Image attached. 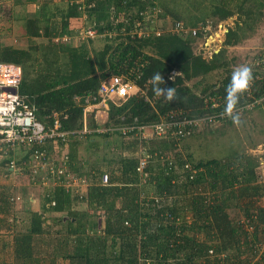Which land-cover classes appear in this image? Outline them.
Returning <instances> with one entry per match:
<instances>
[{
	"label": "trees",
	"instance_id": "obj_1",
	"mask_svg": "<svg viewBox=\"0 0 264 264\" xmlns=\"http://www.w3.org/2000/svg\"><path fill=\"white\" fill-rule=\"evenodd\" d=\"M63 1L65 7L53 0H13V4L36 5L33 13L15 18L22 21L28 37L44 36L49 42L38 46L40 50L30 51L0 41V62L21 67L18 92L34 106L37 119L50 125L52 114L57 113L62 129L67 130H77L82 125V107L76 95L94 94L112 73L128 75L135 89L120 104L110 103L108 119L103 123L111 128L125 126L128 131L121 134L111 129L99 133L105 139L115 133L128 139L112 145L119 150L115 153L117 169L109 166L106 183L100 180L102 162L94 163L87 171L79 166L81 142L75 135L65 141L51 139L21 145L20 156L18 149L0 152L3 174L8 172L12 157L20 165L34 149L57 156L65 151L69 169L88 182L85 189L77 192L59 184L50 187L44 194L42 211H31L24 220L26 224L13 235L12 263L64 264L66 260L67 264H264V167L258 155L245 146L235 147L240 140L227 139L230 129L238 139L251 137L246 117L251 111H259L264 117V102L242 113L239 109L264 94V78L255 77L264 69L256 64L257 57L253 66L248 65L253 80L251 95H246V90L241 92L233 108L229 103L233 70L226 53V46L241 42L245 28L264 15V1L87 0L82 8L73 0ZM8 9L7 3L1 1L0 17ZM235 12L240 17L245 15V26L229 28L223 47L209 58L196 52L197 38L209 33L202 27L216 26ZM85 16L99 31H107L106 39L117 40L95 51V57L85 44L74 47L53 40L64 33L76 34ZM142 28V35L137 34ZM34 52H40V57ZM61 57H65L64 63H60ZM213 71L223 75L208 82L207 75ZM157 72L163 76L165 87H174L172 100L155 93L152 77ZM195 78L199 81L189 86L187 82ZM241 115L246 132L243 138L242 132L233 127V117ZM210 116L213 120H208ZM194 120H198L197 124ZM211 121L219 122V126L211 128ZM160 122L165 124V133H155L150 140L135 136L140 126L154 129ZM89 125L97 126L93 117ZM257 131L264 133V128L257 125ZM207 132L220 138L227 136L222 145L230 150L221 156L195 158L190 139H204ZM254 141L250 144H259ZM90 146L97 148L99 143L91 140ZM141 148L149 155L142 175L137 171L136 155ZM123 150L130 154L124 156ZM21 171L29 184L42 183L41 176L31 168L23 167ZM13 196L9 186L0 187V232L8 231L10 216L13 220ZM84 201L92 213L76 207ZM44 211L66 213L56 218V225L65 227L64 231L51 226ZM91 216H102L103 233ZM92 229L94 234L90 236ZM4 247L0 245V264H8Z\"/></svg>",
	"mask_w": 264,
	"mask_h": 264
},
{
	"label": "rangeland",
	"instance_id": "obj_2",
	"mask_svg": "<svg viewBox=\"0 0 264 264\" xmlns=\"http://www.w3.org/2000/svg\"><path fill=\"white\" fill-rule=\"evenodd\" d=\"M55 1V0H54ZM58 2H55L59 6L65 7V1L63 0H56ZM208 1V0H207ZM264 1V0H263ZM70 2V0H69ZM87 0H83L84 6H86ZM1 3V2H0ZM7 6L9 9L2 14L4 16L0 17V41L5 44V45H12L18 48H24V49H29L30 51H37L40 50V45H47L49 42V39L47 37L41 36V37H28L25 33V28L23 26V23L21 20L16 19L15 17L24 15L26 13H33L34 10L37 8L34 5L31 4H25V5H18V4H13V0H8L7 1ZM11 7V8H10ZM84 16V15H83ZM13 18V19H12ZM244 18L245 15L243 14L241 17L240 15L235 12L233 15L220 20L217 25L212 26L211 24L209 25V33L206 35H200L197 38V43L195 44V51H201V54L205 58H209L212 54V52H217L219 51L223 45L222 42L225 38V34L228 31L229 28H235L236 24L239 25H244ZM93 23L89 20L88 16L84 18V22L82 27L78 29L77 34H66L64 33L60 37H53V40L55 42H59L61 40L63 44H67L69 46H79L82 44H85L86 47L89 49L90 55L92 57H95V51H98L102 49V47L107 44V43H112L115 44L117 40L111 41L106 39L105 35L107 31H99ZM92 30V33L94 34L93 37H90L89 34L86 36H83L79 32L85 33L86 30ZM245 34L244 36L241 37V42L232 45V46H226V53L228 58L231 61L232 65V70L233 72L239 68L242 65L246 66H253L254 59L258 57V55L264 53V15L260 17L250 28H245ZM115 33V32H114ZM113 33V35H115ZM92 34V35H93ZM37 47V48H35ZM201 48V50L199 49ZM34 55L37 57H40V52H34ZM65 57L60 58V63H64ZM230 65V67H231ZM21 68V67H20ZM223 73L221 71H213L210 74L207 75V81H217L220 77H222ZM22 77V69H21V76L20 80ZM199 78L192 79L191 81H188V85L192 86L193 84L197 83ZM199 85V84H198ZM196 92H199V88H195ZM247 107H250L249 104L245 108H239L241 113L243 112V109H246ZM253 107V106H252ZM98 112V122L99 124L104 122L105 119H108V111L106 109H100V107L97 110ZM248 113V112H247ZM245 114V113H244ZM243 115V114H242ZM242 115L238 118V122L233 126L235 127L236 131H239L241 136L243 135L244 132V124L242 126ZM249 120L248 126L251 131V137L248 138H243V140L238 139L235 135L237 134L234 130H229L227 136H222L223 138H227L230 140H240V144H236V148L240 149L243 146L247 148V151L250 153H253L255 155H258L260 162L262 164V167H264V133H260L257 131V125L260 127L264 128V117L260 114L259 111H251L249 114L246 116ZM246 120V118H245ZM251 120V121H250ZM213 122V121H211ZM201 123V122H200ZM219 122H213L212 124H209L211 128L218 127ZM256 123V125H255ZM100 124V125H101ZM206 125V123H203ZM202 124V125H203ZM201 125V126H202ZM255 126V127H254ZM101 128H105V125L99 126ZM232 128V127H231ZM148 131V130H146ZM238 132V133H239ZM147 139H150L149 134L151 132H145ZM246 133V132H244ZM118 134V133H117ZM116 133L113 134V136H110V138L105 139L103 135L99 134H90L88 136H75L78 141L81 142V146L79 147V160L78 164L81 166L82 170H88L91 165H93L96 162L101 163V170L103 171V174L110 173L109 172V166H113L115 169H117V163H116V154L119 153V150L113 149L112 145L114 146L116 143H120L121 140H126L128 138H121V136L117 135ZM207 135V136H206ZM205 138L203 139L202 136H196L194 138L190 139V145H191V151L195 155V158H201V157H209L210 155L213 156H221L222 154H226L230 149L228 147L224 148V145H222V142L224 141L223 138H220L219 136H216L213 133H208L206 134ZM238 136V135H237ZM216 137H219L218 139ZM223 139V140H221ZM94 140L97 143H99V147L93 148L90 146V141ZM253 140L259 141V144L251 145L250 142ZM253 143V142H252ZM189 145V148H190ZM209 147H211L210 152H209ZM185 148V147H184ZM183 148V149H184ZM186 150V149H185ZM64 151V150H63ZM17 155L20 156L22 152L18 149ZM65 152V151H64ZM123 152L122 154L124 156L129 155L130 153L128 151H121ZM16 155V156H17ZM138 155V153L136 154ZM1 158L3 156H0ZM57 157V155H50V160L52 161V158ZM103 158H106L107 160L103 161ZM58 161H54L56 164ZM51 164V163H50ZM4 167V166H3ZM66 167L69 169V165H66ZM3 170V168H2ZM71 172L72 170L69 169ZM118 171V170H114ZM91 174L93 171H91ZM35 173H38L37 176H45V171L40 169L37 170ZM94 173L95 170H94ZM2 174V173H1ZM6 173L3 174V176H0V187H8L9 189L11 188L14 192V198H15V206L13 208V222L11 221V216L8 220L9 222V228L8 231L0 232V245L4 244L6 247H4V258L5 261L8 264H13L12 262L14 261V238L13 235L21 230L22 226L26 224V217L31 211H42V206L44 202V194L51 189V181L43 180L41 184L36 183L29 184V180H26L27 178L21 175L20 173H10V175H7ZM100 176V179L102 177ZM22 177V178H21ZM26 178V179H23ZM33 177V176H31ZM30 179V178H29ZM32 179V178H31ZM41 179V177H40ZM26 181V182H25ZM86 184V185H85ZM88 182H84L82 184V189H85L87 187ZM76 207H79V209L83 210H88L90 213H92V209H88L86 205V201L83 202V204L78 203ZM44 214L49 217L48 221L51 223V226H54L55 228H61L62 231H64L63 226L56 225V218L57 217H63L66 216V213H61V212H55L53 213L52 211H44ZM231 214H233V211L231 210ZM90 218L98 221L99 227L102 232V227H103V218L100 216L97 219V216H91ZM25 220V221H24ZM97 228V231H98ZM60 230V231H61ZM95 230V229H94ZM93 229L88 232V234L93 235L94 231ZM64 264H67V261H63Z\"/></svg>",
	"mask_w": 264,
	"mask_h": 264
},
{
	"label": "built area",
	"instance_id": "obj_3",
	"mask_svg": "<svg viewBox=\"0 0 264 264\" xmlns=\"http://www.w3.org/2000/svg\"><path fill=\"white\" fill-rule=\"evenodd\" d=\"M73 1L80 4V8L84 6L83 0ZM202 28L204 31L209 30V25L203 26ZM195 31L194 29L192 32L195 33ZM77 33L78 32H76V34ZM79 33L83 36L88 34L90 37L94 36L90 29L86 30L85 33L81 31ZM142 33L143 28L139 29L137 34L142 35ZM257 58L258 61H256V64H261V68L264 69V53L258 55ZM20 76V66L12 63L0 62V152L16 151L21 145L40 144L51 139H61V141H65L70 135L86 137L94 132L99 134L111 129L121 134H125L128 131L125 126H116L113 128L105 127L100 129V127L92 128L89 125V118H96L99 107L100 109H106L108 111L111 102L120 104L135 89L134 82L128 75L112 73L100 83L94 94L92 93L84 96L76 95L74 97L75 100L80 103L83 114L82 125L77 130L62 129L57 113L52 114V123L50 125H46L38 120L34 106L27 103L24 97L18 92ZM255 77L264 78V73L262 75L255 74ZM252 82L253 80H250L248 87L245 89L246 95H251L250 90ZM261 102H264V94L260 98L253 100L249 106L252 107ZM208 120H213V117H208ZM105 121L106 119L104 122ZM194 121L195 123L198 122V120ZM104 122H102V124ZM182 124H184V122ZM164 125L163 122H160L153 126L154 129H152L151 126H140L135 136L147 138V133H144L145 131L151 132L149 136L150 139H153L155 133L162 134L167 131ZM138 152L137 171L142 175L147 166L149 155L143 148L138 150ZM67 159V153L63 152L60 156L52 158L51 161L50 155L45 150L34 149L27 159L21 161L20 165H18L16 159L12 157L8 164V173L6 174L10 175V173L15 172L17 174L21 173L23 167L31 168L33 172L42 169L45 171V176L42 175L41 180L51 178L54 182L58 180V184L66 188H74L75 192L80 191L82 189V184L84 182L86 183V179L82 175L68 170L66 167ZM54 161L58 162L55 164ZM186 166L188 165L186 164ZM107 177V174L102 175L100 179L101 182L106 183Z\"/></svg>",
	"mask_w": 264,
	"mask_h": 264
},
{
	"label": "clouds",
	"instance_id": "obj_4",
	"mask_svg": "<svg viewBox=\"0 0 264 264\" xmlns=\"http://www.w3.org/2000/svg\"><path fill=\"white\" fill-rule=\"evenodd\" d=\"M251 80V69L242 65L233 72V78L229 85V91L231 92V97L229 103L234 108L238 102L239 94L243 92ZM153 88L158 96L164 97L167 100H172L174 97L175 89L174 87H165V81L160 72H157L152 77ZM233 119L238 122L237 117Z\"/></svg>",
	"mask_w": 264,
	"mask_h": 264
},
{
	"label": "crops",
	"instance_id": "obj_5",
	"mask_svg": "<svg viewBox=\"0 0 264 264\" xmlns=\"http://www.w3.org/2000/svg\"><path fill=\"white\" fill-rule=\"evenodd\" d=\"M1 1H4V2L7 3L8 0H0V2H1ZM53 1H54V0H53ZM54 2H58V1L55 0ZM31 5L36 6L35 4H31ZM95 120H96V123H97V126H95V128H98L99 126L103 125V124H101V123H100V124H101V125H100L99 122L97 121V120H98V114L96 115ZM96 135H97V134H96ZM6 173H8V172H6ZM3 174H4V173H3ZM3 174H0V176H1V175L3 176ZM7 175H8V174H7ZM7 175H6V177H7ZM44 180H45V181H47V180L51 181V184H50L51 186H53V185H58V183H59L58 180L54 182V180L51 179V178H45ZM42 181H43V180H42ZM45 181H44V182H45ZM44 182H43V183H44ZM59 185H61V184H59ZM61 186H62V185H61ZM13 197H15V196H13ZM13 199H14V198H13ZM8 220H9V219H8Z\"/></svg>",
	"mask_w": 264,
	"mask_h": 264
}]
</instances>
